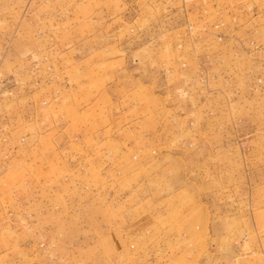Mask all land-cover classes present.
Listing matches in <instances>:
<instances>
[{
  "label": "rangeland",
  "instance_id": "obj_1",
  "mask_svg": "<svg viewBox=\"0 0 264 264\" xmlns=\"http://www.w3.org/2000/svg\"><path fill=\"white\" fill-rule=\"evenodd\" d=\"M0 264H264V0H0Z\"/></svg>",
  "mask_w": 264,
  "mask_h": 264
}]
</instances>
